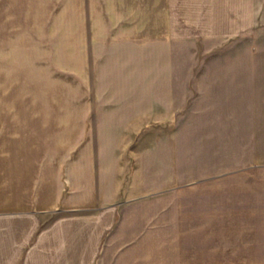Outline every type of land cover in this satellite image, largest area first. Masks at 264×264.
<instances>
[{"label":"crops","instance_id":"crops-1","mask_svg":"<svg viewBox=\"0 0 264 264\" xmlns=\"http://www.w3.org/2000/svg\"><path fill=\"white\" fill-rule=\"evenodd\" d=\"M52 1L0 0V264H264V155L223 165L220 145L200 152L192 133L175 140L158 127L170 119L158 91L179 89L190 72L179 61L254 40L264 0L95 6L93 19L111 27L96 40L123 42L103 65L134 78L122 98L91 100L82 115L77 99L64 103L63 17ZM121 218L122 234L135 235L122 249L145 254L101 260Z\"/></svg>","mask_w":264,"mask_h":264},{"label":"rangeland","instance_id":"rangeland-1","mask_svg":"<svg viewBox=\"0 0 264 264\" xmlns=\"http://www.w3.org/2000/svg\"><path fill=\"white\" fill-rule=\"evenodd\" d=\"M46 1L49 4L53 3L52 0ZM55 1L57 10L61 7L63 17L62 33L58 34L61 27L57 25L56 38L63 40L61 49L64 53L62 73L64 103L71 104L72 99H77L78 113L82 115L93 108L85 105L90 104L91 100L122 98L123 81L134 77L131 75H128L129 79L125 75L120 77L116 67L103 65L102 56L105 50L112 48L120 52L123 42H114L109 47L110 42L104 44L96 40L98 33L111 34V27L102 23L105 22L102 16L98 18L94 15L93 19L94 12H91L95 6L103 7L106 4L105 0ZM257 18L254 40L207 44L201 51H193L189 59L179 61L185 70L190 71L186 76L176 75L182 81L184 76L186 77V81L180 83V88L173 91H158L161 109L159 113L170 118L168 121L158 123L160 131L176 132L175 140L183 135L184 130L192 133L189 138L192 147L200 152L210 148L213 150L215 143L220 145V151L224 155L223 165L232 164L233 160L245 164L248 160L257 158L256 156L264 155V8L259 10ZM122 31L123 27L116 34L121 36ZM59 44L60 40L58 47ZM243 85L246 88L248 86V90L233 91L230 88ZM126 92L137 93L130 90ZM141 92L145 99H148L153 91ZM162 99L168 105L164 104ZM194 149H191V153ZM204 167L213 168L214 165ZM118 223L116 230L106 236L100 259L112 263L117 259L131 260L144 255L145 251L127 249L135 235L131 231L122 234V218ZM201 236L185 235L190 239ZM175 237L181 238L177 235ZM235 237L230 236L233 240ZM148 238L152 241L153 236L150 235ZM167 238L168 236L160 235L161 240L167 241ZM122 245H127L126 250L122 249ZM259 253L263 255L264 251Z\"/></svg>","mask_w":264,"mask_h":264}]
</instances>
